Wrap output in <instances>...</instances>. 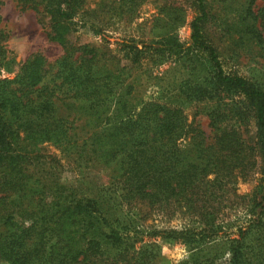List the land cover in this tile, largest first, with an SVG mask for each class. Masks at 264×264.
<instances>
[{"label": "trees", "instance_id": "16d2710c", "mask_svg": "<svg viewBox=\"0 0 264 264\" xmlns=\"http://www.w3.org/2000/svg\"><path fill=\"white\" fill-rule=\"evenodd\" d=\"M124 1L138 6L145 0ZM34 2L35 9L42 5L49 14V35L65 47V55L56 65L47 66L41 54L17 65L0 30V258L11 264H159L155 247L135 249V226L117 222L99 199L77 196L58 182L56 171H48L41 150L50 142L77 159L112 168L109 182L119 185L122 202L184 207L204 221L205 227L149 232L189 244L222 232L218 223L232 206L230 193L239 178L255 170L260 156L262 178L248 203L247 224L239 227L238 237L229 238V261L264 264V89L257 79L224 68L207 31V0H192L189 44L175 32L177 15L158 40L124 41L123 58L112 66L102 60L99 47L74 46L68 39L76 17L86 21V0ZM255 4L247 0L239 32L263 51L264 6L255 11ZM146 59L174 60L190 66L192 74L205 70L203 80L198 76L180 88L187 98L202 99L222 88L243 96L245 114L258 127L255 144L245 145L237 130L221 121H211L216 136L208 143L180 105L147 101L136 108L120 89L126 69ZM3 69L11 77H2ZM252 240L255 244L247 245Z\"/></svg>", "mask_w": 264, "mask_h": 264}, {"label": "rangeland", "instance_id": "374dc122", "mask_svg": "<svg viewBox=\"0 0 264 264\" xmlns=\"http://www.w3.org/2000/svg\"><path fill=\"white\" fill-rule=\"evenodd\" d=\"M34 3V0L29 3L23 0H4L0 7L2 44L14 56L17 65L35 54L43 55L47 66L56 65L65 55V47L51 38L50 16L42 12V5L35 9ZM207 3L211 14L207 31L220 54L224 68L228 72L257 79L264 89V50L256 41L246 40L245 34L241 35L239 32L240 16L247 0H207ZM262 6L264 0H256L254 10L257 11ZM84 9L88 11L86 21L76 17V30L68 39L74 46L91 44L99 47L104 52L102 60L109 61V66L123 58V51L120 49L124 41L158 40L159 35L171 29L167 21L173 20L177 15L180 20L175 32L181 41L190 43V22L195 14L192 0H145L138 6H131L124 0H86ZM124 61L125 59L122 63ZM53 73L54 69L51 70V74ZM11 75L6 69L2 70V77ZM125 76L126 81L120 92H127L126 96L136 108L140 109L147 101L180 105L187 120L205 132L208 143H214L216 136L211 121H221V126L235 128L245 145H254L258 139L256 120L245 114L243 96L224 88L210 90L212 95L207 94L202 99H190L181 94L180 88L184 83L198 76L203 80L206 77L205 70H196L192 74L190 66L174 60L155 64L146 59L131 64L126 69ZM190 146L189 144L188 147ZM41 152L45 157L44 161H47L48 171L57 172L58 182L70 191L74 190L77 196L84 194L86 197H96L100 200L101 208L109 209L114 219H119L117 222L135 226V230L139 231L135 249L139 250L141 246L155 247L159 250V264H207L214 257L213 264H231L229 238L238 237L239 227L247 224L248 203L262 178L261 158L258 156L255 170L245 176V179L239 178L235 190L230 193L232 206L225 211L218 223L223 226L222 232L200 241V244H189L149 233L192 226L205 227L204 221H199L184 207L174 210L165 206L151 208L145 201L130 204L122 202L118 198L119 185L109 182L114 180L109 178L112 168L77 159L50 142L42 144ZM130 233L134 235L133 231ZM252 243L255 244V241H249L247 245H254ZM248 251L252 255L256 252L254 246H250ZM0 264L11 263L0 258Z\"/></svg>", "mask_w": 264, "mask_h": 264}]
</instances>
